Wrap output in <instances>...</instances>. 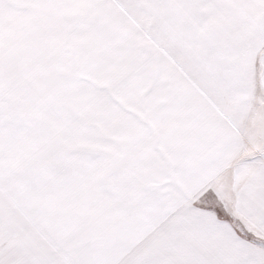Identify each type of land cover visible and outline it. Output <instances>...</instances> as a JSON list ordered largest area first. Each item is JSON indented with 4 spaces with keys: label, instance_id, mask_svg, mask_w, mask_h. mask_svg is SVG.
<instances>
[{
    "label": "snow or ice",
    "instance_id": "obj_1",
    "mask_svg": "<svg viewBox=\"0 0 264 264\" xmlns=\"http://www.w3.org/2000/svg\"><path fill=\"white\" fill-rule=\"evenodd\" d=\"M0 264H264V0H0Z\"/></svg>",
    "mask_w": 264,
    "mask_h": 264
}]
</instances>
